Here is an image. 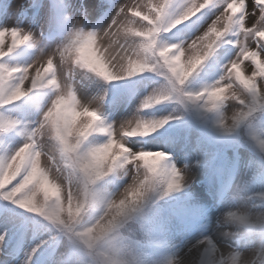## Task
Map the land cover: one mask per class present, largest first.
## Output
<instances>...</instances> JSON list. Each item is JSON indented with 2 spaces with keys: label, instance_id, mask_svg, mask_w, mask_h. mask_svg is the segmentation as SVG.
Returning <instances> with one entry per match:
<instances>
[{
  "label": "clouds",
  "instance_id": "clouds-1",
  "mask_svg": "<svg viewBox=\"0 0 264 264\" xmlns=\"http://www.w3.org/2000/svg\"><path fill=\"white\" fill-rule=\"evenodd\" d=\"M257 2L264 3V0ZM240 8L241 4L233 0L229 11L236 14ZM180 22L178 20L173 23ZM139 27L143 28V26ZM74 30L81 31L79 28ZM135 35L141 39L130 44V59L123 72L119 74L110 70L97 56H93L86 45L73 55L67 56L61 64L82 69L106 84L135 77L147 70V64L143 62L144 51L141 45L145 41H151L152 33L141 30ZM258 35L264 39V32ZM173 50L172 47L162 48L157 54L170 61L169 70L174 78L173 83L182 85L195 71V67L186 66L181 62L179 55L171 56ZM247 59L255 66L256 73L248 77L243 75L238 67L234 68L239 88H214L207 93L181 91L175 93L173 98L182 103L186 99L203 98L201 103L208 112L216 108L213 107L214 104L223 103L225 106L231 104V111L225 112L216 125L218 133L227 139L243 128L246 142L264 158V139H261L262 133L256 124V114L264 111V87L256 83V76L264 77V62L253 53H249ZM117 64H121V61H117ZM168 87L150 94L151 99L148 104H159ZM228 90L231 91L225 96ZM62 91H70L72 99L59 98L55 95L40 119L41 122L47 121L40 131V144L45 146L42 151L44 153L42 163L41 157L37 155L27 175L7 198L12 199L18 207L71 234V240L79 243L86 250L91 258V264H135L133 258L109 238V234L122 217L147 199H161L165 196V192H177L175 186L181 183L180 176L184 174L185 168L176 169V173L173 174L170 170L161 168L162 162L167 159L165 153L138 152L135 158L147 170L146 175L141 172L133 174L119 192L107 198L97 189V182L109 175H105V168L117 153L130 150L122 144L109 143V136L96 128V122L101 120L99 109L104 94L87 103H81L71 87H65ZM15 95H20L19 90ZM163 123L162 119L145 120L130 131L117 129L116 138L149 137L162 127ZM80 124L85 127L79 136L73 137L72 130ZM94 132L107 136V141L91 146L85 145V141ZM26 147V145L21 147L8 161L7 168L0 173V188L16 179L25 162L23 153ZM192 178L191 174L190 177L185 178L184 183L188 185ZM232 198L258 201V203L229 207L219 218L218 227L223 228L220 235L226 240H243L242 246L220 250L213 247L210 238L205 237L194 247L204 249L209 258L208 264H264V192L249 195L247 190L241 188L232 194ZM97 209L100 214L95 219L89 220V215ZM113 219L114 225L101 232L100 225ZM169 264H183V260L177 258L169 261Z\"/></svg>",
  "mask_w": 264,
  "mask_h": 264
},
{
  "label": "rangeland",
  "instance_id": "rangeland-1",
  "mask_svg": "<svg viewBox=\"0 0 264 264\" xmlns=\"http://www.w3.org/2000/svg\"><path fill=\"white\" fill-rule=\"evenodd\" d=\"M2 1L6 6V11L1 14L0 28L17 27L33 35V55L26 60H21L18 58L16 61H14L15 63L20 62L23 67L32 64L41 56H46L54 52L56 49L62 47L66 43L69 34L74 29L79 28V22L83 20L86 15L90 16L92 19L97 17V20L94 24L100 26L95 27L93 30L86 28L85 30L81 31L86 33H96L100 31L110 22L111 17L115 15L118 5L121 3V0H112L113 8L109 11L106 18H102L99 16V12L104 7V3L106 4V0H88V2L85 0H65V12L67 13V17L71 18L72 26L63 39L54 41L52 43H47L39 39L41 31H45L51 26L47 12L42 10L37 16H33L29 11H24L19 16L16 14L18 9L27 8L31 5V1L36 0ZM125 2H127V0H125ZM197 2H202V0H197ZM250 2L251 0H249V3ZM183 3L184 1L180 3V7L183 5ZM178 7L179 6L176 4L172 8L175 10ZM172 8L170 10H172ZM220 10V5L216 4L214 7L203 13V15L199 18L196 31L188 38L181 39L179 41V45L183 46L187 42L191 41L195 36L200 34V32L206 28V26ZM162 40L163 39H161V44H163ZM226 40L227 38L225 35L217 42L216 46L209 57L205 60L204 64H201L193 73L194 78L201 80L200 88L205 86L210 88L216 82L220 81L224 76L225 66L223 67L222 73L215 74L208 72V65L215 64L225 53L222 49H220L219 46ZM10 43L11 36L9 35L4 38L3 47L5 50ZM238 51L239 49L236 48L230 53L229 62L236 57ZM181 62L187 65L188 60L186 57L182 56ZM229 62H227V64ZM245 65L251 66V60L244 61V64L241 65L242 74L245 76L251 75V71L245 68ZM57 77L60 87H71L81 103H87L101 94H104V97H107L108 95V87L106 83L75 66L70 67L67 65H61L57 72ZM129 79H125L123 81H127ZM256 79L260 80L261 78L257 76ZM167 87L168 84L163 83V81L147 79L132 85L130 89L126 90L125 95H121L115 101L114 106L111 109L106 110L109 116L106 127L114 128L133 118H139L147 121L167 119L168 122L163 126L179 122L181 120L179 107L188 106L189 102L187 101L182 103L178 99L174 98L177 104L173 102L166 103L163 101L160 104L153 105V107L150 109L138 111L140 103L143 99L148 97L150 94ZM230 91L231 90H228L224 95H229ZM56 94L57 89L52 94L47 96V98H43L38 102H36V100L29 101L28 106L25 108V114H14L10 117H6L12 119L19 118L22 121L23 126L29 129V131H32L35 127H37L42 113L50 106L51 100ZM156 107L158 108L155 109ZM218 108L219 110L215 121L216 123H218L225 112L231 111L232 105L229 104L225 106L222 103ZM99 110L102 111L104 109L100 106ZM194 116L196 117L194 120L198 122L199 125H204L203 112L200 114L194 113ZM174 117H179V119H174ZM79 126H82V124ZM15 133L16 134L14 137H6L2 140L0 160H4L9 157L18 147L26 142V132L16 131ZM238 134L239 130L230 138L235 139L237 138ZM107 139V136L94 132L88 137L86 145L91 146L104 143L107 141ZM128 146L133 152H136L140 149H150L152 151L166 153L167 159L161 164V168L163 170H171L172 168L183 169L187 167L191 171L193 178L187 187L182 189L187 188L198 190L197 184L201 183V181H205L207 183L209 180H211V183H213V181L215 182L214 177L210 174L213 158L212 152L209 150L206 143L198 144L196 134L191 131H185V135L182 139L170 145L162 144L157 138L149 137L145 142H138L136 139L130 140ZM44 148V145L39 144V150L43 151ZM251 156L252 155H246L242 150L236 151V153L230 151L225 155V163L222 172L225 174V176L231 179V187L229 192L225 193L224 195H220L214 190L213 187L210 189V191H212L210 196L205 193L203 196L194 197L193 200L189 202L190 206L186 208L184 212L174 216L173 219H171L167 224L165 232L163 233L164 240L162 241V251L150 250L149 253L144 254L142 250L135 245L134 241H130L127 236L122 235L120 232L112 233L109 235V238L113 239L114 242L125 252H127L132 258L144 255L142 264H169V261L177 258L182 259L183 264H200L204 254L207 253L202 247L196 248L194 246L197 245L198 241L203 240L205 237L210 238L213 247L220 250H223L226 247L237 248L238 246H242L243 240H226L220 235V232L223 230V228L218 227V221L221 214L229 207L258 203V201L233 199L232 194L237 189H245L249 195L264 192V175L262 177L259 176L260 169L263 168L257 163L258 160L256 155L254 158ZM128 167L129 166L126 165L122 169H117L115 175L112 174L111 176L108 175L107 177L103 178V181L98 186V190L107 198L114 196L131 179V176L128 173ZM144 203L145 201L135 210H138L140 207H142ZM133 211L122 217L115 226L124 224L126 218ZM98 212V209L94 210L89 215L88 219H95L96 216H98ZM141 212H144L148 215L153 214V211L151 210H144ZM16 219L17 218L12 217L10 213L0 212V232H2L5 228L9 229L8 238L5 244V251L11 253L12 264H19V262L24 259V253L27 249L32 247L38 240L44 239L49 235V232L41 231L39 229L33 238L30 239L26 237L23 243L18 247V251H14L13 242L15 233L18 230ZM122 229L126 230V227H123ZM50 249L51 248L42 250L41 253L37 254L34 260L37 257H43L45 264H87L90 259L87 253H85V255H87L88 258L86 257L85 259V255L80 257L81 255L77 252L76 254L70 256L69 260H66L68 255L66 252L67 245L63 240L58 242L52 253H48Z\"/></svg>",
  "mask_w": 264,
  "mask_h": 264
},
{
  "label": "snow or ice",
  "instance_id": "snow-or-ice-1",
  "mask_svg": "<svg viewBox=\"0 0 264 264\" xmlns=\"http://www.w3.org/2000/svg\"><path fill=\"white\" fill-rule=\"evenodd\" d=\"M213 2L214 0H202V2L199 3L197 0H184L180 10L175 15L169 16V0H127V2L121 0L115 15L111 17L110 22L100 31L96 33H85L79 30H73L62 47L46 56H41L32 64L24 67L10 66L4 62V59L15 49L32 41L33 35L17 27L0 28V112L6 111L11 106L19 104V102L24 100L29 93L38 89L55 88L57 89L56 95L59 98L67 97L68 99H72V93L70 91H62L63 88H61L58 83L57 72L62 65V60L67 56L73 55L78 49L85 45L92 52V55L101 59L109 69L118 74L123 72L128 59H130L129 46L133 41L141 39L135 35L137 31L141 30L150 31L152 33L151 41H145L141 45L144 51L143 62L147 64V70H142L143 73L157 71L162 73L168 82L169 87L162 95L160 103L168 100L170 97H174L175 93L185 91L183 88L185 82L209 57L217 42L230 31L234 34L238 33V38L234 43V47H237L239 51L236 57L225 66L224 76L221 80L216 82L210 88L204 89L200 92L207 93L214 88H239L240 85L236 82V79L233 78V69L238 67L242 72L241 65L244 64V61L248 60L247 56L249 53L255 54L260 61L264 62V59H262L264 58V39L258 35V33L264 32V3H259L257 0H251L250 3L249 0H236L237 4H241V8L239 12L232 14L229 11V6L232 4L233 0H216V3L220 5L221 10L215 15L206 28L200 32V34L183 46H157V38L161 33L171 32L179 25L190 21L205 8L213 5ZM60 7L63 8V0H60ZM178 20L181 22L176 24L173 23ZM149 21L152 23H149ZM139 26H143V28L141 29ZM9 35L11 36V43L5 50L3 47L4 38ZM169 47L174 49L170 54L171 56H184L188 60L186 66L195 67V71L188 76L182 85H175L173 83L174 78L169 70L170 61L157 54L162 48ZM117 61H121V64L118 65ZM245 68L251 71V75H247L248 77H251L256 73V68L253 64L251 66L245 65ZM260 78V80L256 79V83L260 87H264V77ZM17 90L20 92L19 96L15 95ZM149 99H151L150 96L141 101L138 111L150 109L155 105V103L149 105ZM202 100L203 98L200 100L193 98L186 99L185 101L201 103ZM217 106L218 105L216 104L213 105V107ZM174 119H179V117H174ZM162 120L164 121L163 125L168 122L167 119ZM144 122L145 120L143 119L133 118L114 128L102 126L101 120L96 122L97 130L103 131L104 134L109 136V143L115 142L118 145L122 144L125 148L130 150L124 153H117V156L108 162L105 168V175L110 174L117 169H122L126 165L129 166L128 173L130 176L138 172L146 175L147 170L142 167L141 162L135 157L138 152L152 150L140 149L133 152L128 146V143L135 138L143 140L149 137H154L161 127L149 137L121 136L119 139L116 138L118 135L117 129L130 131L131 128ZM46 123L47 121L41 122L40 120L37 127H35L28 135L26 142L18 147L9 157L0 160V173H2L4 169L7 168L8 161L12 159V156L15 155L21 147L25 145L27 146L23 153L25 156L23 166L12 183L0 188V200L10 203L14 208L28 214L32 217L31 223L33 225H36L41 231L49 232V235L46 238L38 240L32 247L25 251L24 259L21 260L19 264H33V260L38 253H41L42 250L54 248L57 245L58 237L61 234L67 236L70 240L72 239V235L65 232L62 228L49 223L34 213H30L18 207L12 199L7 198L9 193L23 180L24 176L27 175L29 168L33 165L34 158L37 155L41 157L42 163L44 153L39 150L40 131ZM16 127L17 121L15 119L0 115V134L7 133ZM84 127L85 125L74 128L72 130L73 137L79 136ZM61 131L64 130L61 129ZM170 171L175 174L177 170L172 168ZM190 176L191 171L186 167L184 174L180 176L181 183L175 186L177 192L182 188L187 187V184L184 183V181L186 177ZM181 184H183V187H181ZM28 191H31V189H28ZM168 194V192L164 193L165 196ZM16 215L17 213H11L12 217H15ZM114 223L115 221L113 219L101 224L100 231L103 232L108 228H111ZM8 234V228H5L0 232V264H12L11 253L5 251ZM40 264H45V261L42 259Z\"/></svg>",
  "mask_w": 264,
  "mask_h": 264
},
{
  "label": "trees",
  "instance_id": "trees-1",
  "mask_svg": "<svg viewBox=\"0 0 264 264\" xmlns=\"http://www.w3.org/2000/svg\"><path fill=\"white\" fill-rule=\"evenodd\" d=\"M193 93V92H192ZM187 110V109H186ZM193 113H195V110H192V108L190 109V110H187V114H188V118L191 116V118H192V120H194V117H193ZM189 124H190V121H189ZM190 126H192V127H194V128H196V126L195 125H192V124H190ZM196 129H198V128H196ZM200 132L202 131L201 129H198ZM215 135L218 137V138H214V139H212V140H216V139H218L219 141H221V143L223 144V146H226L227 145V139H225V138H223L219 133H218V131H217V129H216V127H215ZM240 131H241V134L240 135H242L243 137H246V136H244V134H242V128L240 129ZM205 135L207 136V133L205 132ZM222 144H220V145H222ZM219 145V146H220ZM247 146H249V144L247 143ZM250 147V146H249ZM258 159H259V161L264 165V159L262 158V156H261V154H259V156H258ZM167 198V197H166ZM166 198H162V199H166ZM154 203H157V201H153ZM165 204V203H164ZM132 225V224H131ZM131 225H127L126 226V232H128V233H132L131 232V230H130V228H131ZM133 228H134V226H133ZM135 229V228H134ZM136 231H138L137 229H135ZM123 231V230H122ZM121 231V232H122ZM140 232V231H139ZM87 253V252H86ZM86 257L88 258V256L86 255ZM89 261H91V258L89 259ZM90 264H91V262H89ZM88 263V264H89Z\"/></svg>",
  "mask_w": 264,
  "mask_h": 264
}]
</instances>
